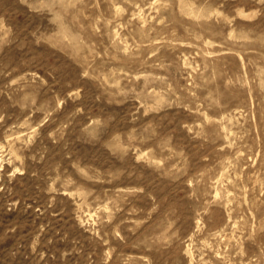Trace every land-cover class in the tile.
Instances as JSON below:
<instances>
[{"label":"rangeland","instance_id":"obj_1","mask_svg":"<svg viewBox=\"0 0 264 264\" xmlns=\"http://www.w3.org/2000/svg\"><path fill=\"white\" fill-rule=\"evenodd\" d=\"M0 264H264V0H0Z\"/></svg>","mask_w":264,"mask_h":264}]
</instances>
